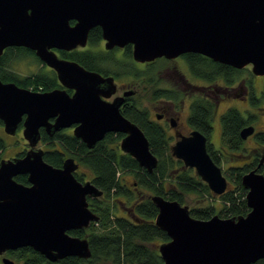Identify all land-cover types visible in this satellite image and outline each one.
<instances>
[{
    "label": "water",
    "instance_id": "1",
    "mask_svg": "<svg viewBox=\"0 0 264 264\" xmlns=\"http://www.w3.org/2000/svg\"><path fill=\"white\" fill-rule=\"evenodd\" d=\"M97 26L106 48L130 44L138 62L198 53L237 69L251 65L255 75L264 76V0H0V56L7 47L34 50L60 83L74 90L73 95L65 89L36 92L0 80V120L14 134L26 116L23 135L31 147L25 157L0 167V254L31 247L52 262L91 256L88 239L69 231L99 219L87 197L103 191L91 181H78L74 158H66L62 167L44 160V151L34 149L41 127L52 135L75 125V136L91 149L107 133H123L124 153L149 172L158 165L143 130L121 112L133 91L107 101L118 88L112 76L59 58L53 50L85 46ZM253 132L254 126H247L240 135L244 139ZM171 151L215 195L226 192L227 179L201 132L182 136ZM17 174H28L31 185L17 182ZM242 184L250 211L239 217L197 219L187 205L151 196L158 208L155 224L170 238L158 246L164 264H252L264 258V173L249 171ZM2 261L14 264L8 257Z\"/></svg>",
    "mask_w": 264,
    "mask_h": 264
},
{
    "label": "trees",
    "instance_id": "2",
    "mask_svg": "<svg viewBox=\"0 0 264 264\" xmlns=\"http://www.w3.org/2000/svg\"><path fill=\"white\" fill-rule=\"evenodd\" d=\"M98 28L100 29L95 27L90 32V42L93 44L100 38ZM62 53L64 57L77 61L86 69L105 74L109 72L102 65L107 59L104 54L77 50ZM131 54L129 46L125 52L128 62L122 63L126 66V71L122 69L120 75L139 79L141 85H144L143 92L148 100L161 97L180 99L179 95L157 87L159 79L155 76L158 69L155 67L156 64L150 65L149 71L143 72L133 66L130 61ZM25 57H32L41 63L33 50L26 47H10L3 56H0V78L4 81L13 80L19 85L41 92L59 85L54 72L41 70L24 77L19 76L11 69L9 61L13 58ZM184 57L192 74L208 82L223 78L226 84H232L242 71H245L216 62L198 53H186ZM120 75L115 73L117 77ZM130 100L132 103L125 106L122 113L145 133L152 153L158 158L157 167L153 172H149L140 167L131 155L124 153L119 143L123 137L122 133L107 134L92 149L73 135L57 133L53 138L43 135V142L50 148L44 153V159L48 163L59 167L66 157L75 158L83 171L77 174V178L91 180L103 191V199L90 200L91 207L99 219L92 222L87 229L70 231L73 235L87 237L91 249L89 258L68 256L52 262L33 248L23 247L12 252L16 264H164L158 243L167 242L170 238L166 231L155 224L158 208L147 196L148 194L161 195L183 205L194 201L196 197L202 200L206 199L207 195L220 198L222 201L220 208L209 204L190 208V214L202 220L209 219L215 214L222 218L239 217L250 211L246 201L247 190L242 184V176L251 169L250 164L230 166L226 170V177L233 188L216 196L194 169L184 167L183 162L172 155V139L167 138L159 123L151 120L150 109L141 105L142 97L134 95ZM258 102L253 105L256 106ZM214 112V102L198 96L191 106L189 120L207 135L210 128L206 132L203 127L210 124ZM221 121L223 149L221 158L208 148L217 165L222 161L225 162V159L227 161L233 157L236 159L238 155L225 157V144L229 143L230 147H240V130L249 123V120L235 108L227 110L222 115ZM257 139L264 144V132L258 134ZM129 173L134 177V185L125 183V175ZM17 179L27 182L25 176H19ZM121 196H124L125 201L120 199ZM118 203L122 205V210ZM119 211L124 214H119ZM252 264H264V258Z\"/></svg>",
    "mask_w": 264,
    "mask_h": 264
},
{
    "label": "flooded vegetation",
    "instance_id": "3",
    "mask_svg": "<svg viewBox=\"0 0 264 264\" xmlns=\"http://www.w3.org/2000/svg\"><path fill=\"white\" fill-rule=\"evenodd\" d=\"M71 24L72 25L75 24V21H71ZM97 27H99V26H97ZM94 28H92V29H94ZM91 30L89 31V34H88L87 44L85 46H83V47L79 46V47H77L74 50L82 51V52L92 51V52H95V53H98V54H104V55L107 56V59L102 63L103 66L107 65V66H115V67H117L119 65L122 69L126 70V66H124L121 63V61L124 62V58L123 57L125 56V52L127 51V48L129 46H130L131 51H132V45L128 44V45H126L124 47L115 46V47L110 48V49L106 48V42L107 41L102 36L101 27H100V29L98 28V30L100 32V38H99L98 42L93 44V43L90 42V32H91ZM101 45H103V47H101ZM9 48L10 47H7L4 50V52H3V54L1 56H3L4 53H6ZM53 50L56 52V54L58 55L59 58L68 59V60H71V59L64 57L62 52L63 51L64 52L74 51V50L66 51V50H60V49H53ZM119 50H124L123 53H122L123 55H121V57H116V52L119 51ZM184 55L185 54H183V55H181V56H179V57H177L175 59L184 60L185 63L187 64V67L189 68L188 63L186 62ZM180 57H182V58H180ZM125 59L127 60L128 58L125 57ZM159 60H167V61L169 60L170 61V60H174V59H167V58L161 57V58H157V59H155L153 61H150V62H138V61H135L133 59L132 54H131V58H130V61L132 62L133 66L138 68V69L140 68L141 70H143V72L149 71L150 65L153 66V64H156V62L159 61ZM41 63L45 66V68L47 67L50 72L56 73L55 70H53L51 67L46 65L42 60H41ZM248 66H250V65H247L245 68H242V69H247ZM106 70L109 71L108 74H105V73H102V72H99V71H96V72L101 73L105 77L112 76L114 78V80H115V83L117 84V78L118 77L115 76V73H113L109 69H106ZM92 71H95V70H92ZM189 71H190V69H189ZM191 74H192V72H191ZM192 75L194 76V74H192ZM56 76H57V73H56ZM256 76H258V75H256ZM120 77L123 78V77H131V76H129V75H120ZM194 77L198 79L197 82H193V83L192 82L191 83L190 82H185L186 84H183V86H185V85L189 86V87H187V88L190 89L189 91H187L186 88H178V89L165 88L171 94L174 93V94L179 95L180 96V100L179 101H177L178 99L164 98V97L159 98L160 99L159 101H162V102H159L156 99H154V101L150 100V102L154 104V106H153L154 109L152 108L150 110V118H151L152 113H153L154 114V118H151V120L154 121V122L159 123L161 125V128L163 129L165 135L167 136V138L172 139L171 147L182 136H189L193 131H199L203 135H205V137L207 139V150L209 148L210 151L216 152L217 156L221 158V155L223 154V151H222L223 149H222V145H221L222 144V139H221V144H219V142H218V141H220L221 137L219 138V140L217 142H215V143L212 142V134L214 132L213 120H214L215 115H216V113L218 111V104L222 101V99L223 100L225 99V101H227L230 98H241L242 102H245L247 104H252V106L255 107L253 105V103H256L257 101H259L261 95H263V93H264V84L262 85V88H261L262 91L260 93V91H258V87L259 86L254 83L255 82L254 80H251V82H249V84H247L244 81H242L241 79L239 80L237 78V79L234 80V82L232 84H225V80L223 78H219V79H217V81L208 82L207 80H204L202 78H199V77H196V76H194ZM221 79H223L224 82ZM0 80L2 82H5V83L14 82L20 87L30 89V88L25 87L23 85H19L17 82H15L13 80L4 81L1 78H0ZM219 80H221V82ZM57 81H58L59 85L55 86V88H52L50 90H46V91H43V92L51 91V90H54V89H65L70 95H73L74 90L68 89L65 86H63L60 83V80L58 79V77H57ZM137 86H138V84L132 85L130 82H127V84H123L121 86L122 87L121 88V93H119V83H118L117 84V87H118L117 88V92L114 93L110 98H107L106 100L109 101V102H112L116 97L123 96L125 92L132 90L133 94H131L129 96H125V98H124V101H123V103L121 105V112H122L125 106L129 105L130 103H132V100H130V99H131V97L136 95V92H137L136 90H138ZM35 91L36 92H41V91H37V90H35ZM198 96L203 97V98H205L206 100H208L210 102H214V104H215V112H214V115L212 116V120H211L210 124L209 125L206 124L203 127V129L206 132H208L209 128H210V132L207 135L204 134L203 131L200 130L197 125L193 124L189 120L190 115H191V106H192L195 98L198 97ZM223 97H225V98H223ZM187 100H188V104H187ZM157 102H159V104L155 105V103H157ZM231 108H235V109L238 110V107H236L233 104H231V105H229V106H227L225 108V111L222 113V115L227 110H229ZM244 110L247 111V114H245L244 117L249 120V123H248L247 126H254V132L252 134L248 135L244 139L241 137V135L239 133V135L241 137V145H240V147H230L229 143L225 144V157L227 155H241V156L242 155H248V156L251 157L250 161L244 162L243 164L247 163V164L251 165V169L249 171L255 170L256 172H262V168L264 166V163L260 164V161H261V156L263 155V152H264V144H261L258 141L257 136H258V134L264 132V130L258 131V128L260 127V125H258V123H257L258 122L257 121V119H258L257 115H253L252 113H249L251 109H249V110L248 109H244ZM222 115H221V118H222ZM250 115H252V116L250 117ZM25 118H26V116L23 117V120L19 123L18 128H17V130L15 131L14 134L6 132L4 123H3L2 120H0V167H1L3 162L9 161V160L14 161L16 159H20V158L25 157L27 152L31 149V147L27 144L28 146L22 151L16 152V153H14V154H12L10 156H3L2 155V150L5 148V144H4L5 142H3L2 135H4V133H6L7 135H10V136H15V135L17 136L20 133L21 130H22V134H23V129H24L23 122H24ZM221 118H220V120H221ZM49 121L53 123L55 121V118H50ZM247 126H245V127H247ZM220 127H221V135H222V121H221ZM74 128H75V125L72 126V127L63 128L62 130L56 131L54 134L51 135L50 133L47 132L45 127H41L40 128V135H41L40 136V140H39L38 144L36 145V147H34V149L35 150L36 149H42L44 151V153H45V151L50 150V148H48L46 143L43 142V135H46L49 138H53L57 133H62V134H65V135H73V136H75ZM241 130H240V132H241ZM109 133L117 134L119 132H117V133L116 132H109ZM109 133H107V134H109ZM124 136H125V134H123V137ZM251 140L253 142V145H247V143L249 141H251ZM40 144H42L41 147H39ZM89 149H91V148H89ZM255 151H259V152H255ZM208 153L210 154L209 150H208ZM257 156H258V158H257ZM66 158H68V157H66ZM75 161H76V159H75ZM222 162H224V161H222ZM62 166H63V163L59 167H62ZM194 171L196 172L195 169H194ZM222 171H223V174H224V169H222ZM80 172H83V171H82V168H81V166L79 164L78 169L76 170V172H74V175H75L76 178H77V174L80 173ZM245 173H247V172H245ZM224 175L226 177V172H225ZM19 176H25L27 178V182L19 181L17 179ZM13 178L17 182H19L21 184L31 185L29 180H28V174H17ZM226 179H227V177H226ZM78 181H80L82 183H85L86 181H91V180H87V179L79 180L78 179ZM227 182H228V187H229L230 182H229L228 179H227ZM227 190H228V188H227ZM100 197H102V196L96 197V199H99ZM91 199H93V197H91V196L87 197V200H88V203H89V208L93 211V208L91 207V202H90ZM74 230H76V229H74ZM74 236H76V235H74ZM83 238H85V237H83ZM18 249H20V248H18ZM18 249L7 250L6 252L0 254V262L5 264L2 261V259L5 258V257H8V258H10L11 260L14 261V264H16V260H14L15 258L13 256L12 252L16 251Z\"/></svg>",
    "mask_w": 264,
    "mask_h": 264
},
{
    "label": "rangeland",
    "instance_id": "4",
    "mask_svg": "<svg viewBox=\"0 0 264 264\" xmlns=\"http://www.w3.org/2000/svg\"><path fill=\"white\" fill-rule=\"evenodd\" d=\"M101 47H103V45H101ZM123 51L124 50L117 51L116 57H121V55H123L122 54ZM123 58H124V62L121 61V63H126L128 61V59L126 60L125 56ZM180 58H182V57H180ZM9 63L11 64V69H13L21 77L37 73L41 70L46 71V72H50L47 67L45 68V66L42 63L37 62L32 57L13 58L12 60L9 61ZM103 67L105 69H109L113 73H117L118 75L121 74V72H123L122 68L119 65L117 67L104 65ZM155 67H158V69H156L157 71L155 73L156 78L159 79L157 87L168 88V89L186 88V90L189 91L190 89L187 88L189 86L188 85L183 86V84H186L185 82H190V83L192 82L193 83V82L198 81V79L195 78L191 74V72L189 71V68L187 67V64L182 59H174V60H170V61L169 60L168 61L167 60H159L156 62ZM238 79L239 80L241 79L242 81H244L247 84H249V82H251V80H254L255 81L254 83L259 86L258 91H260V93H261V91H262L261 88H262V85L264 84V76H261V75L256 76L252 72V66L251 65L248 66V68L245 69V71H242V73L239 75ZM221 80L223 81V79H221ZM221 80H219V81L221 82ZM127 82H130L132 85L140 84L137 86L138 90H136L137 92H136L135 96L136 97L141 96L142 97L141 105L144 107H147L151 110L153 108L154 104L151 103L150 100L148 101V98L146 97V95L143 92V86L144 85H141L139 79H135L132 77L121 78L119 76L117 78V84L119 83V93H121V88H122L121 86L123 84H127ZM225 84H226V82H225ZM223 98H225V97H223ZM156 100L159 101L160 99L157 98ZM179 100L180 99H178L177 101H179ZM241 100H242L241 98H230L227 101H225V99L224 100L222 99V101L218 104V111H217L215 118L213 120L214 132L212 134V142H214V143L217 142L219 140V138L221 137V127H220L221 120H220V118H221L222 113L225 111V108L231 104L238 107V110L244 116H245V114H247V111L244 109H248V110L251 109L249 113H252L253 115H257V118H258L257 119L258 122L256 121L258 123V125H260V127L258 128V131L264 130V94L261 95L260 100L255 107H253L252 104H247L245 102H242ZM159 102H162V101H159ZM159 102L155 103V105L159 104ZM187 104H188V100H187ZM151 118H154L153 113H152ZM2 139H3V142H5L4 143L5 148L2 150L3 156H10L16 152L24 150L28 146L27 145L28 141L24 138V136L22 134V130L20 131V133L17 136L16 135L10 136V135H7L6 133H4V135H2ZM120 142H121V140H120ZM218 142H219V144H221V138H220V141H218ZM42 144H40L39 147H41ZM247 145H253L252 140L249 141L247 143ZM255 152H259V151H255ZM250 159H251V157L248 155H242V156L238 155L236 157V159L234 157H233V159L228 160V161L225 159V162H222L219 166L222 169H225V172H226V170L230 166L242 165L244 162L250 161ZM85 172H86V169H85ZM262 172L264 173V166L262 168ZM86 173H88V172H86ZM133 178L134 177L131 173L126 174L125 175V183L128 185H134ZM232 188H233V185L229 184L228 189H232ZM147 196H149V198H151L152 194H148ZM205 198L206 199L202 200V198L196 197L194 201L187 203L186 205L189 207V209L193 208V207L204 206V204L215 205L217 208H220L222 206V201L220 198L210 197L209 195H207ZM99 199H103V196L100 197ZM120 199L125 201L124 196H121ZM118 205L122 210V205L119 203H118ZM119 214H124V212L119 211ZM160 244L161 243H158V245H160ZM0 264H3V263L0 262Z\"/></svg>",
    "mask_w": 264,
    "mask_h": 264
}]
</instances>
